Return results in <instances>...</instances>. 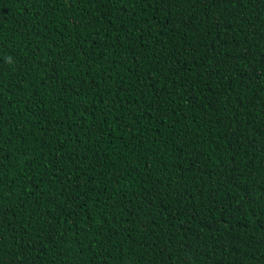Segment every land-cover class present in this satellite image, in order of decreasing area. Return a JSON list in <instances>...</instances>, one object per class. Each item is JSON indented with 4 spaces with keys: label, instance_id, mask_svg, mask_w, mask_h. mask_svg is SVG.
I'll list each match as a JSON object with an SVG mask.
<instances>
[{
    "label": "trees",
    "instance_id": "1",
    "mask_svg": "<svg viewBox=\"0 0 264 264\" xmlns=\"http://www.w3.org/2000/svg\"><path fill=\"white\" fill-rule=\"evenodd\" d=\"M0 264H264V0H0Z\"/></svg>",
    "mask_w": 264,
    "mask_h": 264
}]
</instances>
